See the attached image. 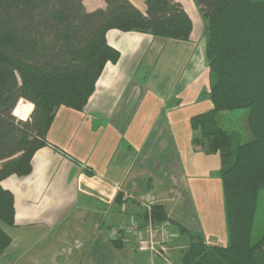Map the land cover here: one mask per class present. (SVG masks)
I'll return each instance as SVG.
<instances>
[{
	"label": "trees",
	"instance_id": "obj_1",
	"mask_svg": "<svg viewBox=\"0 0 264 264\" xmlns=\"http://www.w3.org/2000/svg\"><path fill=\"white\" fill-rule=\"evenodd\" d=\"M84 0H0V221L14 225V198L6 176L31 171L35 151L59 108L81 111L107 62L119 51L110 29L186 41L192 24L175 0H104L86 10ZM202 20L211 108L193 115L194 145L220 160L227 241L207 244L186 231L179 264H264V232L253 241L264 191V0H193ZM18 109H22L19 112ZM241 111L237 131L223 127V112ZM148 192V190H145ZM154 221L166 220L160 204ZM144 219V212H143ZM121 246L122 241L113 240ZM10 235L0 225V255Z\"/></svg>",
	"mask_w": 264,
	"mask_h": 264
},
{
	"label": "crops",
	"instance_id": "obj_2",
	"mask_svg": "<svg viewBox=\"0 0 264 264\" xmlns=\"http://www.w3.org/2000/svg\"><path fill=\"white\" fill-rule=\"evenodd\" d=\"M130 1L144 9V0ZM175 1L191 19L189 39L108 30L107 42L119 57L106 63L83 109L59 108L47 131V144L31 158L30 173L1 180L13 194L15 214L14 225L0 223L10 235L0 264H168L140 250L134 234L123 236L121 246L111 240L113 226L143 221L142 209L125 200L118 186L134 193L148 190L155 204L162 205L174 264L180 263L190 241L182 234L187 230L199 233L207 244L226 243L224 232L191 211L195 204L187 181L190 174L182 175L172 155L164 161L169 141L162 138L167 131L163 109L174 118L180 111L188 127L189 116L180 110L182 95L196 89L193 85L207 70L199 11L193 0ZM83 4L89 11L105 7L104 0ZM155 158L152 179L146 163Z\"/></svg>",
	"mask_w": 264,
	"mask_h": 264
},
{
	"label": "rangeland",
	"instance_id": "obj_3",
	"mask_svg": "<svg viewBox=\"0 0 264 264\" xmlns=\"http://www.w3.org/2000/svg\"><path fill=\"white\" fill-rule=\"evenodd\" d=\"M203 36L205 37L204 32ZM206 67L207 70L205 77L199 79L198 83L193 85L197 86L196 89L192 91L187 90L182 95V104L184 105L185 110L183 107L180 108V110L185 111L183 115L189 116V119L193 116L192 115L190 117V114H200L212 106L208 94L210 79L208 76L209 69L207 63ZM18 110L19 112H22V109ZM165 110L166 109H163L162 121H166L167 131H164L162 138L167 137L169 143L166 147L164 161L167 162L170 158V155H172V161H179L181 167L179 170H182V175H184L186 171L188 176L190 174L188 177L189 179L187 178V181L190 180V183L192 184L190 187V194L192 196V202L194 200L195 204L194 207L192 203L191 211L194 213L197 212L201 220L203 217L205 219L203 222H208L207 220H209L208 223L210 226H212V228L217 229L219 232H224V235H228L224 221L222 184L218 173L220 168L218 153L206 152L205 149L202 151V149H200L197 145L196 146L198 149L195 150L192 141L193 137L198 136V129H194L191 126L190 121L187 122L188 127H186V123L184 122L180 111H175L174 118L172 114L167 113ZM146 112L148 111L146 110ZM241 114L242 112L240 110L233 112H223L222 116L225 119L223 127L227 128L229 131H237L242 122V119L240 118ZM167 119L169 120L170 125H168ZM201 153L202 155L200 156ZM143 154L145 155L146 153L144 152ZM146 164L150 166L148 177L151 176L152 179L155 178L157 168L156 158L154 160L148 161ZM151 170L153 175H151ZM147 183H149V180L145 182V184ZM193 232L197 233L195 231ZM262 232H264V191L260 193L258 200L252 233L253 241L256 240L262 234ZM186 233L182 234L185 235ZM227 237L228 236H226V239ZM202 238L204 239V237Z\"/></svg>",
	"mask_w": 264,
	"mask_h": 264
},
{
	"label": "built area",
	"instance_id": "obj_4",
	"mask_svg": "<svg viewBox=\"0 0 264 264\" xmlns=\"http://www.w3.org/2000/svg\"><path fill=\"white\" fill-rule=\"evenodd\" d=\"M116 188L123 191L125 200H132L138 204L144 212V219L142 222H122L113 226L109 230L111 240H122L123 236L134 234L140 249L148 251L151 256L159 257L168 264H174L169 254V244L172 237L168 230L169 223L166 220L156 222L152 216V207L156 203L155 196L149 192L134 193L124 191L119 186Z\"/></svg>",
	"mask_w": 264,
	"mask_h": 264
}]
</instances>
